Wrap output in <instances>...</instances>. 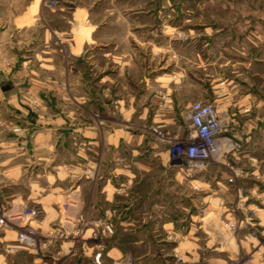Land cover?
<instances>
[{"label": "crops", "instance_id": "crops-1", "mask_svg": "<svg viewBox=\"0 0 264 264\" xmlns=\"http://www.w3.org/2000/svg\"><path fill=\"white\" fill-rule=\"evenodd\" d=\"M64 1L68 0H0V202L8 208L38 209L39 213L28 223L43 234L51 232L60 221L74 232L84 229L80 239L85 245L78 254L75 232L71 238L60 240L51 253L54 258L73 259L71 257L77 255L86 257V264H114L126 254L116 244L119 230L124 239H131L135 234L132 230L136 228L130 226H140V234L134 240L141 242L143 223L153 218L150 211L143 212L144 176H165L170 172L176 182L182 181L191 187L198 183L202 190L207 182L203 177L193 178L188 170L182 172L170 151L161 146L163 143L157 138L150 140V133L143 129L155 124L168 130L167 134L183 138L187 130L186 112L196 100V91L191 88L184 93L187 98L180 101L181 88L171 86V80L157 75L156 86L165 87L171 101L166 99L165 106L159 109L157 106L153 109L151 104L139 107L136 95L129 93L133 90L132 62L109 57L111 52L105 50L111 48V40L104 39L97 24L84 26L89 29L85 30L82 41L66 40L68 23L74 24L71 31L75 26L80 30L74 20L77 11L84 8L75 7L69 17ZM56 17L63 19L65 27L53 26ZM115 44L114 48L120 45ZM63 48H79L83 52L90 49L91 52L84 58L80 51H71L74 56L68 60L62 53L58 54ZM96 49L104 50L97 52L106 60H113L114 68L96 57ZM57 55L60 57L55 58ZM34 62L37 69L32 67ZM25 66H29L24 72L28 84L20 86L26 79L22 73ZM90 70L94 75L91 79L88 78ZM137 80L142 83L143 76L139 75ZM182 81L183 88L189 85L190 78H182ZM215 87L212 84L211 92L198 93L199 100H215L226 112L227 93ZM39 99L42 103H37ZM233 105L231 110L238 104ZM236 111H232L233 114ZM222 139L225 144L229 138ZM148 145L153 151H147ZM208 166L202 168L203 173L208 171ZM209 190L210 187L204 188L207 194L203 195V201L211 208V197L217 190L212 194ZM64 202L69 204L67 211ZM188 205L186 209L194 202ZM164 207H152L160 211L155 217L156 224L164 228L168 238L173 234L183 238L174 248L176 253L181 250L189 253L196 245L191 240V237L196 239L194 232L189 229L186 234L181 233L179 219L162 214L160 209ZM217 210L221 212V208ZM195 218L191 213L188 219L194 222ZM205 218L198 219L203 229ZM105 222L114 226V234L105 233L107 246L102 250L99 244L88 243L94 236L87 231H95ZM217 226L219 223L215 221V228ZM10 245L27 248L18 242L14 223L0 230V246ZM27 249L30 252L35 248ZM99 252L101 262L95 259Z\"/></svg>", "mask_w": 264, "mask_h": 264}, {"label": "rangeland", "instance_id": "rangeland-1", "mask_svg": "<svg viewBox=\"0 0 264 264\" xmlns=\"http://www.w3.org/2000/svg\"><path fill=\"white\" fill-rule=\"evenodd\" d=\"M62 3L67 5L64 8L69 17L75 7L84 8L77 11L74 20L80 30L75 26L71 31L74 24L68 23V33L64 35L68 42L82 41L84 32L89 29L84 26L97 24L104 39L111 40V48L105 50L111 52L109 57L130 59L133 90L129 93L136 95L139 107L151 104L153 109L156 106L159 109L165 106L166 99L171 101L166 95L167 89L156 86L157 75L171 80V86L175 84L181 88L180 101L187 98L185 94L191 88L196 91L194 99H201L198 93L211 92L212 84L216 85L215 90L227 93L224 130L217 136L219 149L209 159L206 173L203 169L189 168L178 156L173 157L171 144L184 140L186 134L183 138H175L155 124L143 127L150 133V140L157 138L163 143L161 146L170 151L182 172L188 170L193 173V178L203 177L207 182L201 185L205 189L211 188L209 194L216 190L217 193H213L209 208V203L203 201V195L207 193L198 183L193 187L182 181L178 183L170 172L165 176H144L143 212L150 211L153 218L143 223L144 239L141 242L134 240L140 234V226H130L136 228V231L132 230L135 234L131 239H124L119 230L120 238L116 244L126 254L114 264H264V0H68ZM55 22L53 26L65 27L62 18L56 17ZM115 43L120 45L114 48ZM71 51H80L84 58L91 52L90 49L83 52L79 48H63L58 54L62 53L70 60L74 56ZM94 51L103 64L114 68L113 60L102 57L104 50ZM34 64L32 67L37 69L38 65ZM29 66H25L22 73H26ZM139 75L143 76L142 83L137 80ZM92 76L90 70L88 78ZM115 76L118 78L117 74ZM25 78L20 86H27V76ZM182 78H190L189 85L183 88ZM234 103L241 104L235 107V114L232 112L235 109L231 110ZM223 137L229 138L225 144ZM146 148L153 151L151 145ZM190 202L194 205L186 209ZM155 205L165 206L160 209L162 214L179 219L181 233L186 234L189 229L194 232L196 239L191 237V240L196 243L195 249L190 248L189 253L174 251L183 238L174 234L168 238L164 228L156 224L155 217L160 211L152 209ZM216 207L221 208V212L218 213ZM32 209L39 213L38 209ZM191 213L195 214L194 222L188 219ZM203 216L206 217L204 229L199 227L198 220ZM29 221L22 224L33 231L36 240L32 248L35 249L29 252L27 248L30 247L26 245V249L15 245L0 246V264L87 263V258L82 256L57 259L51 255L60 240L69 239L76 233L78 254L85 245L80 239L84 229L79 228L75 233L60 221L51 232L43 234ZM215 221L219 223L217 228ZM16 228L19 229L17 224ZM97 228L87 231L94 236L88 243L99 244L103 250L108 236L103 232L102 224ZM208 229L210 233H206ZM111 234H114V226Z\"/></svg>", "mask_w": 264, "mask_h": 264}, {"label": "built area", "instance_id": "built-area-1", "mask_svg": "<svg viewBox=\"0 0 264 264\" xmlns=\"http://www.w3.org/2000/svg\"><path fill=\"white\" fill-rule=\"evenodd\" d=\"M225 117V112L220 109L219 104L215 100L193 101L186 112V138L171 144L173 157L178 156L183 159L189 168H204L208 164L209 159L219 149L217 136L224 130L223 122ZM153 129L158 131L156 128ZM68 206V202L63 203L65 211L68 210ZM37 213L38 211L29 207L19 210L8 208L0 202V230L11 222L16 223L19 228L18 241L32 248L35 246L36 240L34 233L22 223H26ZM102 225L104 233L113 232L111 223L105 222ZM100 256V252L96 254V261H100Z\"/></svg>", "mask_w": 264, "mask_h": 264}, {"label": "bare ground", "instance_id": "bare-ground-1", "mask_svg": "<svg viewBox=\"0 0 264 264\" xmlns=\"http://www.w3.org/2000/svg\"><path fill=\"white\" fill-rule=\"evenodd\" d=\"M59 198V197H58Z\"/></svg>", "mask_w": 264, "mask_h": 264}]
</instances>
